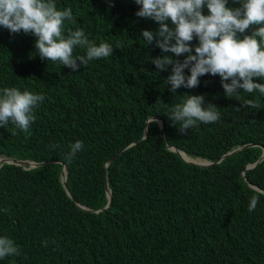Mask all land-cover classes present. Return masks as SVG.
I'll list each match as a JSON object with an SVG mask.
<instances>
[{"label": "trees", "instance_id": "obj_1", "mask_svg": "<svg viewBox=\"0 0 264 264\" xmlns=\"http://www.w3.org/2000/svg\"><path fill=\"white\" fill-rule=\"evenodd\" d=\"M54 3L72 9L75 23L63 25L65 38L82 29L93 44L109 43L114 51L73 72L42 59L31 33L0 26V90L45 97L28 131L11 121L0 127V157L47 162L0 165V237L20 249L0 264H264V196L248 210L254 186L264 189V94L227 97L219 75L211 74L173 93L165 84L171 66L159 72L151 62L164 53L140 34L159 24L137 17L135 0ZM81 55L86 49L74 47L73 57ZM168 55L182 61L186 54ZM187 95H204L220 119L181 133L166 113ZM246 100L257 107L244 106ZM76 141L83 150L69 161ZM170 147L212 164L188 162Z\"/></svg>", "mask_w": 264, "mask_h": 264}, {"label": "clouds", "instance_id": "obj_2", "mask_svg": "<svg viewBox=\"0 0 264 264\" xmlns=\"http://www.w3.org/2000/svg\"><path fill=\"white\" fill-rule=\"evenodd\" d=\"M135 2L141 5L135 13L137 17L150 18L159 24L157 30L144 29L140 34L148 45L155 39L156 46L164 53L152 58L151 62L159 72L171 66L165 84L171 86L173 93L181 86L195 88L200 77L211 74L219 75L227 97H234L240 90L247 93L258 90L264 94V83L253 79L264 78V48L261 47L264 42V0H243L242 6L237 8L228 7V0ZM205 7L208 14L203 12ZM66 22L75 23L72 9L58 10L54 0H0V26L11 34L23 31L34 35L37 38L35 47L42 59L59 61L77 72L80 65L86 66L94 58H107L113 54L114 48L109 43L93 44L82 29L70 32L65 38L62 28ZM251 25L261 26L241 38ZM194 37L198 39L195 46L191 43ZM74 47L85 48L86 55L74 58ZM168 53L176 57L186 55L181 61ZM185 69L190 75L185 74ZM44 99L43 94L22 92L15 87L0 90V127L11 121L21 131H28L36 120L34 109ZM243 105L257 107L251 100L243 101ZM166 114L174 125L179 123L181 133L188 132L198 121L209 123L220 119L214 104L205 106L204 95H187L184 103L177 104ZM69 149L66 159L70 161L83 150V143L76 141ZM253 191L257 195L251 197L249 212L256 209L259 197L264 196V189L257 187ZM47 243L42 242L43 246ZM12 255L19 256L20 249L13 239L0 237V259Z\"/></svg>", "mask_w": 264, "mask_h": 264}, {"label": "water", "instance_id": "obj_3", "mask_svg": "<svg viewBox=\"0 0 264 264\" xmlns=\"http://www.w3.org/2000/svg\"><path fill=\"white\" fill-rule=\"evenodd\" d=\"M159 123H160L161 128L163 129L164 121L162 119H159ZM146 136H147V129H146V133H145V137ZM243 147L244 146L238 147V148L228 152L225 155H229L231 153H234V152H236L237 150H240ZM170 148L172 150L178 152L188 162H191V163H194V164H199V165H210V164H212L211 161L206 160V159H201L200 161L186 159L184 157L183 153H182V150H179L176 147H170ZM114 158H115V156L111 159V161L114 160ZM263 158H264V154H263ZM7 162L8 163L18 164V165H24V166L29 165V167H36V166H40L41 164L47 163L46 161L45 162H36V161H31V160H21V159H17V158L0 157V165H3L4 163H7ZM258 162L254 163V164H250L249 168L254 167ZM62 181L64 183V186H65L67 192L71 195L70 189H69V186H68V183H67V167L66 166H64V173H63ZM254 187L257 188L258 186H254ZM258 188H260V187H258ZM108 196H109V202H108L106 207H109L110 203L112 201V190L110 189V187H108ZM97 211H99V210H97Z\"/></svg>", "mask_w": 264, "mask_h": 264}, {"label": "bare ground", "instance_id": "obj_4", "mask_svg": "<svg viewBox=\"0 0 264 264\" xmlns=\"http://www.w3.org/2000/svg\"><path fill=\"white\" fill-rule=\"evenodd\" d=\"M182 153H183V155H184V157L186 158V159H189V160H191L190 158H189V155L188 154H186L185 152H183L182 151ZM191 157V156H190ZM193 158V157H192ZM193 159H195L196 161H200L201 159H197V158H193Z\"/></svg>", "mask_w": 264, "mask_h": 264}]
</instances>
